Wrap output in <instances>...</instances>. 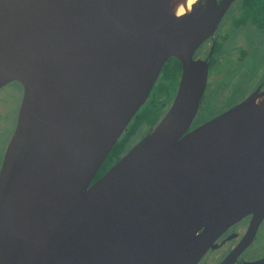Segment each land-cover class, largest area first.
<instances>
[{
    "label": "water",
    "instance_id": "95a60500",
    "mask_svg": "<svg viewBox=\"0 0 264 264\" xmlns=\"http://www.w3.org/2000/svg\"><path fill=\"white\" fill-rule=\"evenodd\" d=\"M232 1L0 0V89H21L0 264H196L227 227L262 218L264 93L190 129L208 70L192 55ZM170 58L164 114L93 180Z\"/></svg>",
    "mask_w": 264,
    "mask_h": 264
},
{
    "label": "flooded vegetation",
    "instance_id": "af4514ba",
    "mask_svg": "<svg viewBox=\"0 0 264 264\" xmlns=\"http://www.w3.org/2000/svg\"><path fill=\"white\" fill-rule=\"evenodd\" d=\"M205 1L194 0L189 5L185 2V9L192 5L203 7ZM220 1L215 0L217 4ZM251 1L233 0L215 31L192 55L194 60L206 61L208 70L204 92L190 129L220 115L250 95L264 93V54L254 55L259 36L264 34V5L261 1L252 5ZM261 44L264 46V40ZM214 68L219 72L215 73ZM14 85L20 89L18 84ZM19 91L21 98V89ZM7 120V109L0 98V164L7 143V140L3 141L7 136ZM196 264H264V215L256 223L252 215H246L227 227Z\"/></svg>",
    "mask_w": 264,
    "mask_h": 264
},
{
    "label": "trees",
    "instance_id": "16d2710c",
    "mask_svg": "<svg viewBox=\"0 0 264 264\" xmlns=\"http://www.w3.org/2000/svg\"><path fill=\"white\" fill-rule=\"evenodd\" d=\"M250 1V0H247ZM252 5L259 0H252ZM180 65L175 58L168 59L161 68L159 77L146 102L138 109L122 133L93 180L98 179L120 156L129 149L130 139L142 129L149 131L162 117L177 88Z\"/></svg>",
    "mask_w": 264,
    "mask_h": 264
},
{
    "label": "rangeland",
    "instance_id": "374dc122",
    "mask_svg": "<svg viewBox=\"0 0 264 264\" xmlns=\"http://www.w3.org/2000/svg\"><path fill=\"white\" fill-rule=\"evenodd\" d=\"M259 1H261V3L264 5V0H259ZM229 21H230V19H229ZM229 21H227L228 22V26H229V23H230ZM263 40H264V34L259 36V41H257L258 45L256 46V50L254 51V55L256 57L261 55V53L264 54V46L261 44V41H263ZM261 45L263 46V51H262V46ZM257 67H259V64H258ZM214 72L217 73V72H219V70L214 68ZM210 75H211V73H210ZM19 90L20 89H18L17 85H14V83H13L10 86H7L6 88H4V89H2L0 91V98L2 99V102L4 104V108L7 109V113H8L7 122L9 121V125L6 126V128H7V130H6L7 136L4 137L3 141H6V140L8 141V139H9V137H10V135H11L13 129H14V122H15L14 121V116L16 117L17 109H18V106H19V101L21 99ZM233 95L235 96V94H233ZM12 118H13V121L11 120ZM147 132H146L145 129H142L141 131L137 132L130 139L129 147L134 145L136 142H138Z\"/></svg>",
    "mask_w": 264,
    "mask_h": 264
},
{
    "label": "bare ground",
    "instance_id": "6f19581e",
    "mask_svg": "<svg viewBox=\"0 0 264 264\" xmlns=\"http://www.w3.org/2000/svg\"><path fill=\"white\" fill-rule=\"evenodd\" d=\"M193 1H194V0H186V4L189 5V4H191ZM183 11H184V9H183L182 7H180V8L178 9V14L183 13Z\"/></svg>",
    "mask_w": 264,
    "mask_h": 264
}]
</instances>
